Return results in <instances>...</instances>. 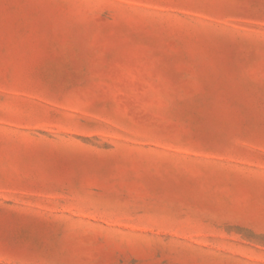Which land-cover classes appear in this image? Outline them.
I'll use <instances>...</instances> for the list:
<instances>
[{"label": "rangeland", "instance_id": "rangeland-1", "mask_svg": "<svg viewBox=\"0 0 264 264\" xmlns=\"http://www.w3.org/2000/svg\"><path fill=\"white\" fill-rule=\"evenodd\" d=\"M0 264H264V0H0Z\"/></svg>", "mask_w": 264, "mask_h": 264}]
</instances>
